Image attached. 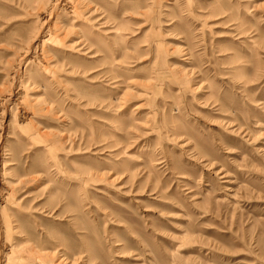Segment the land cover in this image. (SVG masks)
I'll use <instances>...</instances> for the list:
<instances>
[{
  "label": "rangeland",
  "instance_id": "obj_1",
  "mask_svg": "<svg viewBox=\"0 0 264 264\" xmlns=\"http://www.w3.org/2000/svg\"><path fill=\"white\" fill-rule=\"evenodd\" d=\"M0 264H264V0H0Z\"/></svg>",
  "mask_w": 264,
  "mask_h": 264
}]
</instances>
